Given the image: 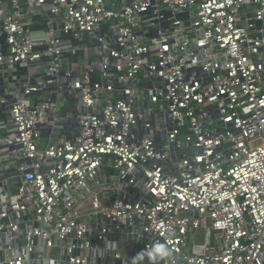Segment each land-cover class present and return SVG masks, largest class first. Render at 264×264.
<instances>
[{"label":"built area","instance_id":"1","mask_svg":"<svg viewBox=\"0 0 264 264\" xmlns=\"http://www.w3.org/2000/svg\"><path fill=\"white\" fill-rule=\"evenodd\" d=\"M0 264H264V0H0Z\"/></svg>","mask_w":264,"mask_h":264},{"label":"rangeland","instance_id":"2","mask_svg":"<svg viewBox=\"0 0 264 264\" xmlns=\"http://www.w3.org/2000/svg\"><path fill=\"white\" fill-rule=\"evenodd\" d=\"M196 240H197L198 242H201V241H202V239H199V240H198L197 238H196Z\"/></svg>","mask_w":264,"mask_h":264}]
</instances>
